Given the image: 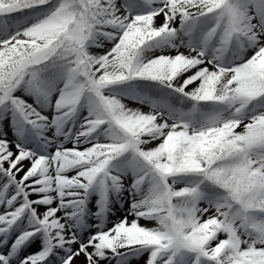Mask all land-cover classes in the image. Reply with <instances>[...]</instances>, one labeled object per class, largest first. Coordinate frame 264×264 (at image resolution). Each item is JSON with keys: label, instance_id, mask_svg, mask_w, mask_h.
Wrapping results in <instances>:
<instances>
[{"label": "snow or ice", "instance_id": "6c2138e0", "mask_svg": "<svg viewBox=\"0 0 264 264\" xmlns=\"http://www.w3.org/2000/svg\"><path fill=\"white\" fill-rule=\"evenodd\" d=\"M0 264H264V0H0Z\"/></svg>", "mask_w": 264, "mask_h": 264}]
</instances>
